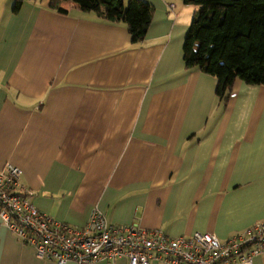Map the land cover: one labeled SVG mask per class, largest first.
I'll use <instances>...</instances> for the list:
<instances>
[{
    "label": "crops",
    "instance_id": "obj_1",
    "mask_svg": "<svg viewBox=\"0 0 264 264\" xmlns=\"http://www.w3.org/2000/svg\"><path fill=\"white\" fill-rule=\"evenodd\" d=\"M145 1L154 15L134 43L125 23L71 0L65 12L0 0V168L18 166L31 202L78 228L98 209L115 225L227 241L264 219V85L236 79L221 100L218 79L184 60L200 6ZM0 264L56 262L2 227Z\"/></svg>",
    "mask_w": 264,
    "mask_h": 264
},
{
    "label": "built area",
    "instance_id": "obj_2",
    "mask_svg": "<svg viewBox=\"0 0 264 264\" xmlns=\"http://www.w3.org/2000/svg\"><path fill=\"white\" fill-rule=\"evenodd\" d=\"M22 170L7 162L0 168V230L9 229L34 248L41 259L56 264L115 261L128 264H254L264 255V219L220 241L212 232L172 236L139 224L115 225L98 209L81 228L57 221L39 210L21 182Z\"/></svg>",
    "mask_w": 264,
    "mask_h": 264
},
{
    "label": "trees",
    "instance_id": "obj_3",
    "mask_svg": "<svg viewBox=\"0 0 264 264\" xmlns=\"http://www.w3.org/2000/svg\"><path fill=\"white\" fill-rule=\"evenodd\" d=\"M61 0H51L59 11ZM83 11L123 22L134 43L142 42L154 15L145 0H71ZM200 6L186 33L183 52L187 67L218 79L216 94L228 98L236 79L264 85V0H184ZM17 0L15 10L20 7Z\"/></svg>",
    "mask_w": 264,
    "mask_h": 264
}]
</instances>
